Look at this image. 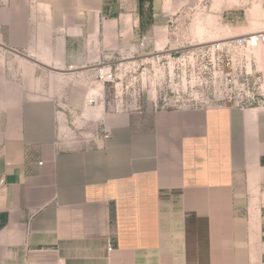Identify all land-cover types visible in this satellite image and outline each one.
<instances>
[{
    "label": "crops",
    "instance_id": "obj_1",
    "mask_svg": "<svg viewBox=\"0 0 264 264\" xmlns=\"http://www.w3.org/2000/svg\"><path fill=\"white\" fill-rule=\"evenodd\" d=\"M119 2L0 0V264H264V107L94 106Z\"/></svg>",
    "mask_w": 264,
    "mask_h": 264
},
{
    "label": "rangeland",
    "instance_id": "obj_2",
    "mask_svg": "<svg viewBox=\"0 0 264 264\" xmlns=\"http://www.w3.org/2000/svg\"><path fill=\"white\" fill-rule=\"evenodd\" d=\"M119 1L117 10L133 11L139 26L131 43L112 51L110 65L90 67L78 77L90 93L100 90L101 96L88 98L94 106L135 110L264 104L258 94L247 95L240 68L227 65L218 47L226 37L264 30L262 0ZM254 208L264 215L263 196Z\"/></svg>",
    "mask_w": 264,
    "mask_h": 264
},
{
    "label": "built area",
    "instance_id": "obj_3",
    "mask_svg": "<svg viewBox=\"0 0 264 264\" xmlns=\"http://www.w3.org/2000/svg\"><path fill=\"white\" fill-rule=\"evenodd\" d=\"M218 47L223 51L222 56L227 58V65L240 68L239 79H243V85H248L247 95L258 94L264 98V30L230 37ZM222 62L225 64V58H222ZM257 106L264 107V104ZM2 185L3 182L0 189Z\"/></svg>",
    "mask_w": 264,
    "mask_h": 264
},
{
    "label": "bare ground",
    "instance_id": "obj_4",
    "mask_svg": "<svg viewBox=\"0 0 264 264\" xmlns=\"http://www.w3.org/2000/svg\"><path fill=\"white\" fill-rule=\"evenodd\" d=\"M248 33H250V32H248ZM244 34H247V33H244ZM239 35H243V34H239ZM239 35H232V36H229V37H235V36H239ZM229 37H226V38H224V39H227V38H229Z\"/></svg>",
    "mask_w": 264,
    "mask_h": 264
}]
</instances>
